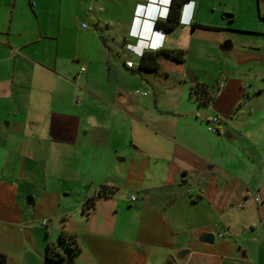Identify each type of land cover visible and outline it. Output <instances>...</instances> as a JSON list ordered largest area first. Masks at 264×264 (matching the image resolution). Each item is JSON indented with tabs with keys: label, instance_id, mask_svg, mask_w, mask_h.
Here are the masks:
<instances>
[{
	"label": "crops",
	"instance_id": "1",
	"mask_svg": "<svg viewBox=\"0 0 264 264\" xmlns=\"http://www.w3.org/2000/svg\"><path fill=\"white\" fill-rule=\"evenodd\" d=\"M150 2L0 0L8 264H66L63 231L73 264H264V0H174L168 31Z\"/></svg>",
	"mask_w": 264,
	"mask_h": 264
},
{
	"label": "trees",
	"instance_id": "2",
	"mask_svg": "<svg viewBox=\"0 0 264 264\" xmlns=\"http://www.w3.org/2000/svg\"><path fill=\"white\" fill-rule=\"evenodd\" d=\"M177 9L176 6L173 5L170 17L168 20H157L155 23L156 28L162 29V30H172L176 27L178 24V18H177ZM163 53L169 56H173L176 59L181 60L183 57V51H164ZM160 53L159 52H153V51H144L141 58H140V67L142 70H149V71H159L161 69L160 64ZM202 91H206L204 88L201 89ZM207 93V92H205ZM110 188L104 187L101 191V193H106L109 191ZM111 191V190H110ZM97 199V196H93L87 200L85 209L89 210L91 209L95 201ZM65 245L67 248V251L70 253L76 252L80 250V247L76 240V235L69 233L67 231H63L60 235L59 242H51L49 244L48 253H47V260L49 262L53 263H63L66 260L65 254L61 251L60 246ZM0 264H8V258L0 253Z\"/></svg>",
	"mask_w": 264,
	"mask_h": 264
},
{
	"label": "clouds",
	"instance_id": "3",
	"mask_svg": "<svg viewBox=\"0 0 264 264\" xmlns=\"http://www.w3.org/2000/svg\"><path fill=\"white\" fill-rule=\"evenodd\" d=\"M143 1L147 2V4H151L150 0H143ZM173 2H174V0H158L157 6L160 8L159 14H158V18H159L158 20H167L170 17ZM145 7H146V5L140 6V8H141L140 14L142 16L147 15ZM193 18H194L193 12H191V13L187 12L186 4H184L181 8L179 23L181 25L189 26L192 24Z\"/></svg>",
	"mask_w": 264,
	"mask_h": 264
},
{
	"label": "water",
	"instance_id": "4",
	"mask_svg": "<svg viewBox=\"0 0 264 264\" xmlns=\"http://www.w3.org/2000/svg\"><path fill=\"white\" fill-rule=\"evenodd\" d=\"M102 41H103V43H105V39H104V38L102 39ZM228 46H229V47H228ZM228 48H231V43H229V42L225 43V44L222 46V49H223V50H224V49H228ZM30 232H31L30 229H28V228L25 229V233H26V235H29ZM202 240H203L204 242H207V243H213L214 240H215V235H214V234H211V233L204 234V235L202 236ZM187 252H188V251H183V252L181 253V255H185V254H187ZM65 263H66V264H73V263H74V256H73L72 254H70V253L66 254V260H65Z\"/></svg>",
	"mask_w": 264,
	"mask_h": 264
},
{
	"label": "built area",
	"instance_id": "5",
	"mask_svg": "<svg viewBox=\"0 0 264 264\" xmlns=\"http://www.w3.org/2000/svg\"><path fill=\"white\" fill-rule=\"evenodd\" d=\"M191 2H189V4H190ZM127 67H129V68H132L133 67V62H131V61H128L127 62ZM85 70V68H82V71H84ZM145 95L147 94V93H144ZM219 121V119L218 118H214V122H218ZM132 198V200H135L136 199V197L135 196H132L131 197ZM257 199V198H256Z\"/></svg>",
	"mask_w": 264,
	"mask_h": 264
},
{
	"label": "rangeland",
	"instance_id": "6",
	"mask_svg": "<svg viewBox=\"0 0 264 264\" xmlns=\"http://www.w3.org/2000/svg\"><path fill=\"white\" fill-rule=\"evenodd\" d=\"M104 29L106 30V27H104ZM128 74H129V80H131V76H133V77H136L137 76V74H135V75H131V73L130 72H128ZM120 75H122V74H120ZM125 76V75H124ZM122 77V78H125V77ZM261 116H262V120L260 121L261 122V124H263L264 125V109H263V111L261 112Z\"/></svg>",
	"mask_w": 264,
	"mask_h": 264
}]
</instances>
